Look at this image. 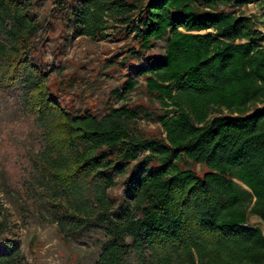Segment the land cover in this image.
I'll return each mask as SVG.
<instances>
[{
    "label": "trees",
    "instance_id": "1",
    "mask_svg": "<svg viewBox=\"0 0 264 264\" xmlns=\"http://www.w3.org/2000/svg\"><path fill=\"white\" fill-rule=\"evenodd\" d=\"M255 1L83 0L82 36L101 38L113 21L143 53L167 41L141 72L163 134L143 137L125 106L99 118L60 105L30 53V5L0 0V102L31 126L26 193L66 237L104 229L96 264H264V230L250 224L264 223V36L236 12ZM9 233L0 204V264H23Z\"/></svg>",
    "mask_w": 264,
    "mask_h": 264
},
{
    "label": "rangeland",
    "instance_id": "2",
    "mask_svg": "<svg viewBox=\"0 0 264 264\" xmlns=\"http://www.w3.org/2000/svg\"><path fill=\"white\" fill-rule=\"evenodd\" d=\"M23 1L28 2L40 26L30 43L31 56L49 75L52 96L60 105L74 114L90 113L99 118L112 108L125 106L137 116L133 131L136 135L163 134L158 121L163 109L148 91L141 72L149 60L164 54L166 39L155 41L151 50L143 53L135 45L133 35H126L113 21L101 38L82 36L74 24V15L84 5L83 0ZM236 12L250 18L254 29L264 36V0L240 6ZM133 48L139 55L129 56ZM129 81L138 85L126 94ZM30 135V123L0 102V204L10 214L7 239L22 250L23 264H96L105 242L104 229L92 225L75 237H66L26 193L28 181L23 162L31 146ZM181 166L202 171L201 166L190 162ZM125 177L116 175V185L110 191L117 205L124 197ZM250 224L264 230V223L256 217L251 218Z\"/></svg>",
    "mask_w": 264,
    "mask_h": 264
}]
</instances>
